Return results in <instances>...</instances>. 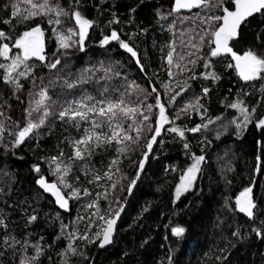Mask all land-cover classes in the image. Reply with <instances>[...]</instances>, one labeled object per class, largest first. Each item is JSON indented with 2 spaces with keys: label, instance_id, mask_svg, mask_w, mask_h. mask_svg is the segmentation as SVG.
Returning a JSON list of instances; mask_svg holds the SVG:
<instances>
[{
  "label": "snow or ice",
  "instance_id": "1",
  "mask_svg": "<svg viewBox=\"0 0 264 264\" xmlns=\"http://www.w3.org/2000/svg\"><path fill=\"white\" fill-rule=\"evenodd\" d=\"M100 3H105V0H100ZM5 7L9 11L0 16V24L8 26L7 30H0V82L11 91L12 97L17 100H20L24 83L32 82V87L27 89L29 92L28 106L23 109L21 120L12 122L14 130L9 131L8 135L14 138L9 141V145H5V151L9 150V146L12 150L19 148L32 138L33 133L42 134L39 130L46 126V121L50 116L65 123L71 122L78 129L83 127V133L79 138L67 141L72 151L71 156L65 158L63 150H60L56 156L41 157L42 164L34 163L32 165L31 171L36 173L34 183L37 186L33 198L45 199L63 212L70 213V201H79L81 192L84 197L90 195L87 188L82 189L76 186L79 182L78 177L75 183H69L67 178L74 163L90 159L96 149L101 147L107 151L115 146L116 156L109 162L103 176L92 173L91 169H82L86 177L89 175L92 177L88 179L89 184L95 183L97 187H100L101 180H104L106 184L104 191L97 192L96 199L85 206L87 209H94V211L88 217L84 232H78L75 227L76 220L84 219V217L77 216L76 220L71 221V228L68 224L60 223L59 231L54 235L51 244L45 241L43 235L34 234L31 231L25 232L22 237L18 238L9 231L7 214H0V230H2L0 231V257H4L10 252L13 264H42V257L52 249L53 245L64 241L63 246L56 251L58 257L56 264H73V259L76 257L88 261V264H94L93 260L89 259L87 248L95 246L97 249L103 250L112 244L117 220L124 210L122 201L134 194V188L137 187L142 173L146 170L147 162L155 158L150 155L155 152L154 144H164L163 138L158 139L161 137L162 130L174 134L183 141V149L190 160L186 167L180 169L178 180L175 183L172 200V203L175 204L184 193L193 190L194 184L203 171L202 165L206 163L204 154L198 155L191 152L185 134L187 132L200 133L201 130L209 131V126L217 124L222 118L224 122L218 125L214 139L219 140L223 135L220 129L227 131L233 126L234 135L239 138L249 124H254L255 129L259 130L261 139L257 141L260 153L256 156L253 172L248 177V184L235 193L234 198L225 197L223 204V208L232 213L237 221L238 214H242L247 218V221L252 222L251 232H242L241 226L237 223L235 230L231 231V237L234 239L226 238L225 248L220 249V252L225 254L216 257V259L221 264H226L228 245L235 248L238 242L247 240L251 234L264 240V215L261 214L264 213V204L259 201L254 190V184L259 178L258 174H264V114L256 115L257 107L260 103H264V85H261L259 89L261 95L256 104L251 107L240 99H235L230 103L221 101L225 109H234L239 114L232 119H228L223 114L214 118L208 117L207 109L200 103L199 95L185 103L183 107H177L180 103L177 97L182 100L181 94L187 95L190 90L189 81L211 78L215 83L220 79V76L214 71H209L214 67L213 58L228 60L226 69L231 70L238 81L252 84L264 81V0H214L211 5H209V0H170L166 15L159 8L156 9V16L159 19L173 18L169 25L170 29L177 22L184 23L188 20H192L194 25L198 21L200 26L195 37L192 34L188 35L187 43L181 39V45L189 49L188 51L177 53L174 43L170 42L165 45L168 51L166 56H162V63H166L164 70L168 79L175 83V88H173L172 84L159 81L164 92L171 93L167 96V103L162 102L161 93L155 86H152L151 81L147 80V69L139 59L138 51L128 41L122 39L115 29L111 30L110 34L107 32L101 34L98 42L99 47L105 48L106 45L114 42L125 53H128L130 58L135 61L139 72L145 74L144 78L149 84L150 91L137 84L135 80H131L125 81V84L122 85L124 91L120 92L118 96L109 97L110 89L105 86L97 98L83 90V85L92 82L95 73L99 71L95 66L84 68L76 75L71 73L67 76L60 75L58 66H63L60 57L67 56L68 50L73 47L84 52L86 38L90 35L89 30L96 24L94 19L87 18L80 11V8L83 7V0H68L67 7L62 5L61 0H10ZM209 7L214 11H203ZM192 9H202V11L191 16L184 14L191 12ZM130 11L134 12L135 9H130ZM257 17L260 18L257 25L259 31L255 33L257 43L242 47L244 30ZM64 18H67V21ZM45 21L51 26L56 43V50L51 52L50 59L49 54L45 51L46 37L42 28ZM116 23H119V20L113 13L108 25ZM180 36L184 37L185 32H181ZM131 39L132 35L129 36V40ZM237 46H241L240 51L236 50ZM161 51L163 52V49ZM146 59H148L147 55ZM201 60L205 71L197 75L195 68ZM174 67L183 77V82L175 79L177 73L172 71ZM45 69L48 70V73L56 70L55 79L50 78L47 84L44 83V75L37 72L39 70L42 73ZM104 71L105 75L99 77V80H108L112 75H120L118 71L114 72L110 66ZM185 73L188 75L185 76ZM37 80L40 81L39 85L36 83ZM57 86L62 90H67V93L62 92L57 94L56 99H52L48 89ZM34 88H38V91L34 92ZM78 88L80 94L69 99L68 94L74 93ZM112 91L117 90L112 89ZM201 91L204 96H208L210 93V89L206 86H202ZM133 94L136 95L135 100L130 99ZM243 94L248 95L247 92ZM149 98L155 103L148 102ZM7 106V100H4L3 105H0V133L5 131L4 120L9 119L2 110ZM193 112L200 115L201 123H196L191 127H181L176 124V121L181 120L182 117L190 118ZM231 115L229 113V116ZM205 142L204 139L200 141L201 153H203ZM136 149L140 150V157L132 161L136 165L134 174L129 176L121 173L120 158H127V153ZM43 164L48 166L47 173L43 171ZM164 171L168 172L169 168L166 167ZM171 171L176 172L177 168L173 166ZM227 171L231 172L234 169L229 166ZM117 174L120 175L121 180L127 181L126 187L121 185L120 191H126L128 196H117L113 191L119 183L115 179ZM46 175L52 176L54 179L49 181L46 179ZM221 178L228 185L232 183L227 176ZM0 193H3V189H0ZM101 199L108 201V207L103 210L98 203ZM21 203L28 205L27 208H21V216L25 219L24 227L29 228L40 219V216L37 209L32 207L27 200ZM8 206L14 207V205ZM29 208L31 214H29ZM146 211V207L142 209V212ZM47 215L45 213V217ZM61 215L60 212H57L54 217L49 219V223L60 220ZM136 219H139V216ZM257 222L259 227L256 226ZM165 228L170 229L171 237L175 238L177 242L182 240L186 233L185 227L178 224L172 225L171 221L165 225ZM33 235H38V239L32 240ZM76 241H80V243L77 244ZM171 252L172 250L169 249V254L166 257L167 264H174ZM0 264H5L4 260L0 259ZM49 264H51V257H49Z\"/></svg>",
  "mask_w": 264,
  "mask_h": 264
},
{
  "label": "trees",
  "instance_id": "2",
  "mask_svg": "<svg viewBox=\"0 0 264 264\" xmlns=\"http://www.w3.org/2000/svg\"><path fill=\"white\" fill-rule=\"evenodd\" d=\"M9 2L10 0H0V16L9 11L5 7ZM61 3L67 7L68 0H61ZM212 3L214 0H209V5ZM169 6L170 0H105L103 4L100 3V0H83V7L80 8V11L87 18L94 19L96 24L89 30L90 35L86 38L84 52L73 47L68 50L67 56L60 57L63 64V66H58L60 75L67 76L69 73L76 75L84 68L95 66L99 71L95 73L92 82L83 85V90L97 98L105 86L110 89L109 97L118 96L120 92L124 91L122 85L125 84V81L131 80H135L137 84L148 88L150 91L149 84L144 78L145 74L139 72L135 61L130 58L128 53H125L114 42L106 45L105 48L99 47L98 42L101 34L103 32L110 34L111 30L115 29L122 39L128 41L138 51L139 59L147 69V80L151 81L152 86H155L161 93L162 102L167 103V96L171 93H165L159 81L172 84L173 88H175V83L168 79L164 70L166 63H162V56H166L168 51L165 45L170 42L174 43L177 53L188 51L189 49L181 45V39L187 43L188 35L192 34L195 37V33L200 28L198 21L194 25L192 20H188L184 23L177 22L170 29L172 17L159 19L156 16V9L159 8L166 15ZM133 8L135 11L131 12L130 9ZM200 11L202 9L184 14L191 16ZM203 11L211 12L214 9L209 7ZM113 13H115L119 23L108 25ZM64 19L67 21V18ZM259 20L260 18L257 17L244 30L242 47L257 43L255 33L259 31L257 27ZM7 27L0 24V30H7ZM42 28L46 37L45 51L49 54L50 59L51 52L56 50L55 38L51 26L46 21L42 24ZM181 32H185L184 37L180 36ZM130 35H132L131 40H129ZM236 50L240 51L241 46H237ZM146 55L148 59L145 60ZM227 63L228 60L213 58L214 67L209 71H214L220 76V79L215 83L211 78L189 81L190 90L187 95L181 94L182 100L177 97L180 101L177 107H183L185 103L199 95L201 97L200 103L207 109L206 115L208 117L214 118L223 114L228 119H232L239 114L234 109H225L221 101L230 103L235 99H240L249 107L255 105L261 95L259 89L261 85H264V81L243 84L238 81L231 70L226 69ZM109 66L114 72L118 71L120 75H112L111 79L108 80H99V77L105 75L104 69ZM172 71L177 73L175 79L183 82V77L178 74V69L174 67ZM195 71L197 75L205 71L202 60L198 62ZM37 72L44 75L45 84L50 78L55 79L56 70H53L52 73H48L47 69L42 73L39 70ZM184 75L187 76L188 74L185 73ZM36 83L39 85L40 81L37 80ZM202 86L210 89L208 96L203 95ZM30 87H32V82H25L20 100H17L12 97L11 91L0 82V97H3L0 99V105H3L4 100L8 101V106L2 110L9 117V119L4 120L5 131L0 133V189H3V193H0V214H7L9 231L18 238L22 237L25 232L31 231L34 234L43 235L45 241L51 244L54 235L59 231L61 222L68 224L71 228V221L76 220L77 216L84 217L83 220H76L75 227L80 233L85 231L88 217L94 211V209H87L85 206L96 199L97 192L104 191L106 184L104 180L99 182L100 187H97L95 183L89 184L88 179L92 177L91 175L86 177L82 169H91L92 173L103 176L116 153L114 151L115 146L107 151L101 147L96 149L95 154L90 159L74 163L67 179L69 183H75L78 177L79 182L76 186L82 189L87 188L90 195L84 197L81 192L79 201H70V213H62L45 199H34L37 186L34 183L36 173L31 171L32 165L34 163L42 164L41 157L56 156L60 150H63L65 158L71 156L72 151L67 141L68 139L79 138L83 133V127L78 129L71 122L65 123L50 116L46 121V126L39 130L42 134L33 133L32 138L19 148L12 150L9 146V150L6 152L5 145H9V141L14 138L9 136L8 132L14 130L12 122H19L23 109L28 106L29 92L27 89ZM112 89L117 91H112ZM33 91H38V88H34ZM48 91L52 99H56L57 94L67 93V90H62L59 86L50 87ZM244 92H247L248 95H244ZM79 94L80 89L78 88L74 93H69L68 98L72 99ZM130 99L135 100L136 95L133 94ZM148 102L155 103L151 98ZM154 111L157 110L154 109ZM229 113L232 115L229 116ZM261 114H264V103H260L257 107L256 115ZM223 122L222 118L217 124L210 125L209 131L201 130L200 133L187 132L185 134L191 152L198 155L204 154L206 163L202 165L203 171L194 184L193 190L184 193L175 204L172 203L175 183L178 180L180 169L186 167L190 160L183 149V141L174 134L162 130L161 137L158 139L163 138L164 144H154L155 152L150 155L155 158L147 162L146 170L142 173L132 196H128L126 191H120L121 185L126 187L127 181L121 180L119 174L115 176L119 183L113 191L117 196H128V199L122 201L124 210L119 218L112 244L103 250L97 249L95 246L87 248L89 259L93 260L94 264H167L166 257L169 254V249L172 250L174 264H221L216 257L225 254L221 253L220 249L225 248L226 238L234 239L231 237V231L235 230L237 223L241 226L242 232H251L252 222L247 221V218L243 217L242 214H238L239 219L237 221L232 213L223 208V204L225 197L234 198V194L248 184V177L253 172L256 156L260 153L257 145V141L261 139L260 132L255 129L254 124H249L241 136L237 138L234 135L233 126L227 131L220 129L223 135L219 140L214 139L218 125ZM196 123H201V117L195 112L191 113L190 118L182 117L181 120L176 121V124L181 127H191ZM202 139L206 141L203 144V153H201L202 145L200 143ZM139 157V149L129 151L127 158L121 157L119 163L121 173L133 175L136 165L132 161ZM173 166L177 168L176 172L171 171ZM229 166L234 171L228 172ZM166 167L169 168L168 172L164 171ZM47 169V164H43L45 173H47ZM222 176H227L232 183L226 184L225 180L221 178ZM258 176L254 190L259 201L264 204V195H262L264 192V174H258ZM46 179L52 181L54 177L46 175ZM25 200L37 209L40 216V219L29 228L24 227L25 219L21 216V208L28 207L27 204L21 203ZM98 203L102 210L108 207L106 200L101 199ZM8 205H14V207ZM145 207L147 211L142 212ZM57 212L62 214L61 219L49 223V219L54 217ZM45 213L48 214L47 217H45ZM29 214H31L30 208ZM261 214L264 215V213ZM137 216L139 219H136ZM170 221L172 225L178 224L186 229L184 238L179 242L171 237L170 229L165 228V225L169 224ZM256 226H260L258 222ZM38 235H33L31 239H38ZM75 243L79 244L80 241ZM63 244L64 241H59L57 245H53L52 249L42 257V264H49V257H51V264H56L58 260L56 251ZM226 254L228 256L226 264H264V240L251 234L247 240L238 242L235 248L228 245ZM0 259L4 260L5 264H13L10 252ZM73 264H88V261L76 257L73 259Z\"/></svg>",
  "mask_w": 264,
  "mask_h": 264
},
{
  "label": "water",
  "instance_id": "3",
  "mask_svg": "<svg viewBox=\"0 0 264 264\" xmlns=\"http://www.w3.org/2000/svg\"><path fill=\"white\" fill-rule=\"evenodd\" d=\"M196 9H192L191 10V12L192 11H195ZM186 13H190V12H186ZM230 59V58H229ZM243 84H245V83H247V82H243V81H241ZM45 195H47V194H45ZM57 208V207H56ZM58 209V208H57ZM59 211H61L62 213H65V214H68L67 212H63V210H61V209H58ZM120 218V217H119ZM119 218H118V220H117V225H118V222H119ZM117 225H116V227H115V230H116V228H117ZM115 230H114V233H115ZM114 233H113V235H114Z\"/></svg>",
  "mask_w": 264,
  "mask_h": 264
}]
</instances>
